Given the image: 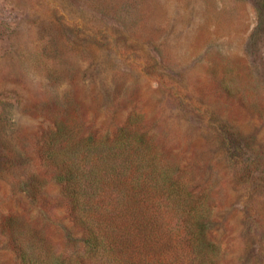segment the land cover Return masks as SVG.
<instances>
[{
	"label": "rangeland",
	"instance_id": "obj_1",
	"mask_svg": "<svg viewBox=\"0 0 264 264\" xmlns=\"http://www.w3.org/2000/svg\"><path fill=\"white\" fill-rule=\"evenodd\" d=\"M131 112L210 190L221 264H264V0H0V264L8 221L77 248L38 162L54 118L114 133Z\"/></svg>",
	"mask_w": 264,
	"mask_h": 264
},
{
	"label": "trees",
	"instance_id": "obj_2",
	"mask_svg": "<svg viewBox=\"0 0 264 264\" xmlns=\"http://www.w3.org/2000/svg\"><path fill=\"white\" fill-rule=\"evenodd\" d=\"M40 166L59 189L77 248L60 253L43 230L4 224L14 264H221L210 190L191 165L165 157L141 114L114 133L59 117L37 141ZM54 203L43 193L37 206Z\"/></svg>",
	"mask_w": 264,
	"mask_h": 264
}]
</instances>
